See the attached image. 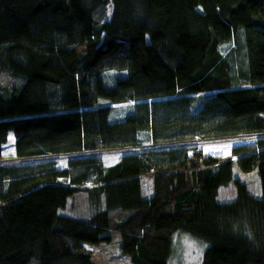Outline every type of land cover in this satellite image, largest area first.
<instances>
[{
  "label": "trees",
  "instance_id": "16d2710c",
  "mask_svg": "<svg viewBox=\"0 0 264 264\" xmlns=\"http://www.w3.org/2000/svg\"><path fill=\"white\" fill-rule=\"evenodd\" d=\"M0 70L23 80L0 86V157L10 132L19 157L264 132V0H0ZM96 161L0 164V264H95L115 210L132 264H168L177 233L206 243L200 264H264V137L228 157L176 146ZM234 164L257 171L259 196ZM79 191L86 213H63Z\"/></svg>",
  "mask_w": 264,
  "mask_h": 264
},
{
  "label": "rangeland",
  "instance_id": "374dc122",
  "mask_svg": "<svg viewBox=\"0 0 264 264\" xmlns=\"http://www.w3.org/2000/svg\"><path fill=\"white\" fill-rule=\"evenodd\" d=\"M104 11V18H108L111 13V3L108 1L102 12ZM227 46H223L225 49ZM107 77L115 75L112 70L106 73ZM23 84L21 77H14L5 70H0V86L3 90H11L16 87H20ZM111 86V84H107ZM106 102V101H104ZM131 103L113 104V117H121L130 107ZM264 133V132H262ZM264 136V135H259ZM255 134L254 138H245L240 136L235 137H216L208 138V140L200 139L198 137L188 139L185 141L176 142H161L154 143L148 142L141 145L129 146V147H100L94 150L79 151L76 153H60L51 154L46 156L36 157H19L14 151V137L10 132L6 143L2 147V156L0 157V164H8L15 162H32L41 159H53L58 167H67L68 159L75 156L95 157L97 161L95 163L103 166H109L116 163L120 156L128 152H141L152 151L156 149H163L176 146L192 147L195 150L201 151L203 154H214L223 157L231 155V148L235 145L248 144L254 142L257 139ZM190 149V148H189ZM234 174L239 177L240 181L246 184L248 191L254 196H259L260 186L259 177L256 170L250 172H244L239 169L235 164L233 166ZM142 193L145 196L151 194V175L147 174L142 176ZM93 182L87 181L81 184V187H91ZM235 184L233 181L226 185L219 187L217 195L218 201L231 200L234 197ZM88 195L86 192L79 191L73 194L67 201L66 207L63 209V213L66 214H85L87 209ZM79 207V208H78ZM111 218V225L108 227L106 234L109 235L108 241H100L94 244L91 251V259L95 264H132L129 255L120 251L121 237L119 230L116 226L120 223L121 217L119 214H115L118 211H113ZM206 243L201 239H195L187 233L175 234L172 236V251L169 255L168 264H200L203 257V251Z\"/></svg>",
  "mask_w": 264,
  "mask_h": 264
},
{
  "label": "built area",
  "instance_id": "2783aa9c",
  "mask_svg": "<svg viewBox=\"0 0 264 264\" xmlns=\"http://www.w3.org/2000/svg\"><path fill=\"white\" fill-rule=\"evenodd\" d=\"M255 134L257 135V137H264V136H259V135H264V133H262V132L250 133V134H246V135H236V136L245 137V138H254ZM228 137H235V136H228Z\"/></svg>",
  "mask_w": 264,
  "mask_h": 264
},
{
  "label": "bare ground",
  "instance_id": "6f19581e",
  "mask_svg": "<svg viewBox=\"0 0 264 264\" xmlns=\"http://www.w3.org/2000/svg\"><path fill=\"white\" fill-rule=\"evenodd\" d=\"M208 138H209V137H206V138H200V139H204V140L207 139V140H208ZM46 155H51V154H46ZM46 155H44V156H46Z\"/></svg>",
  "mask_w": 264,
  "mask_h": 264
}]
</instances>
